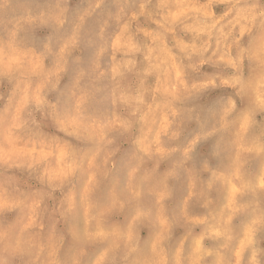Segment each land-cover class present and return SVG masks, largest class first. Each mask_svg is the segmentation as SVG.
Here are the masks:
<instances>
[{
  "label": "rangeland",
  "instance_id": "obj_1",
  "mask_svg": "<svg viewBox=\"0 0 264 264\" xmlns=\"http://www.w3.org/2000/svg\"><path fill=\"white\" fill-rule=\"evenodd\" d=\"M264 0H0V261L264 264Z\"/></svg>",
  "mask_w": 264,
  "mask_h": 264
},
{
  "label": "clouds",
  "instance_id": "obj_2",
  "mask_svg": "<svg viewBox=\"0 0 264 264\" xmlns=\"http://www.w3.org/2000/svg\"><path fill=\"white\" fill-rule=\"evenodd\" d=\"M262 15H264V14H262ZM0 264H5V262H3V261H0Z\"/></svg>",
  "mask_w": 264,
  "mask_h": 264
}]
</instances>
